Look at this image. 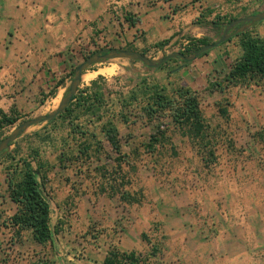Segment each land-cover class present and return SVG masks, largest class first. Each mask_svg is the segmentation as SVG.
<instances>
[{
	"label": "rangeland",
	"instance_id": "1",
	"mask_svg": "<svg viewBox=\"0 0 264 264\" xmlns=\"http://www.w3.org/2000/svg\"><path fill=\"white\" fill-rule=\"evenodd\" d=\"M253 3L260 5L258 13L264 11V0L247 2L250 5ZM252 28L254 35L264 37V21ZM222 33L217 30L213 40L217 41ZM172 50L162 56L151 52L147 56L158 60L174 52ZM241 54L240 40L234 38L212 51L209 56L213 61L211 66L204 67L205 72L194 79L195 91L199 93L202 110L219 147L216 152L218 159L213 165L206 167L198 147L172 128L170 143L164 149L153 155L141 148V158L132 157L139 170L131 174L133 185L127 190L141 194L143 201L140 205L127 206L120 202L119 197L112 199L97 194V182L101 180L97 174L85 172L86 169L83 173L77 172L75 167L67 170L60 168L56 164L53 148L42 145L43 156L55 166L46 195L52 207L53 244L42 249L27 234L18 240L14 238L13 231L1 227L0 264H104L111 251L127 253L121 251L119 245L122 238L129 236L142 243V248L134 251L145 257L150 247L142 240V234L153 236L156 222L162 223L164 232L170 236L169 250L160 258L151 259L150 264H228L223 251L202 262L188 250L175 247L170 235L175 223L170 218L175 211L189 210L188 215L197 223L192 228L193 233L201 235L207 242H213L224 230L241 221L236 216V210L242 209L249 216L255 210L257 212V207L264 211V88L241 85L226 92L210 94L206 91L208 84L220 81L224 68L234 63ZM179 65L172 63L165 70H153L140 62L115 60L94 69L119 67L117 75L108 70L103 72L115 101L119 93L128 95L141 78L150 77L168 85L169 71ZM91 79L89 74L86 75L82 87L88 85ZM60 103L61 100H58L47 105L39 116L54 112ZM219 107L228 111L226 118L220 115ZM245 109L249 112H244ZM136 117L127 125L118 123L123 150L127 154L146 145L159 125H147L141 117ZM46 124L29 129L19 139L21 147L27 149L29 142L40 145L39 139L33 135L43 132ZM105 148L114 159L116 156L108 143ZM99 165L112 168L113 162L103 160ZM5 166L6 163L0 161V203L9 195ZM96 166L97 163H94V168ZM124 171L129 173L130 170L126 166ZM13 205L15 208L6 204L1 208L6 218L17 212V206Z\"/></svg>",
	"mask_w": 264,
	"mask_h": 264
},
{
	"label": "crops",
	"instance_id": "2",
	"mask_svg": "<svg viewBox=\"0 0 264 264\" xmlns=\"http://www.w3.org/2000/svg\"><path fill=\"white\" fill-rule=\"evenodd\" d=\"M249 1L0 0V120L2 115L17 119L15 126L0 129V142L21 122L62 101L73 69L94 50H149L162 56L183 39H214L217 29L213 22L218 16L241 19L255 15L260 5L247 4ZM162 42L167 44L155 48ZM210 54L173 72L170 82L195 90V77L213 62ZM106 70L117 75L119 67L89 70L85 76L89 74L92 82L105 76ZM5 204L15 208L9 195L1 201L0 210ZM256 209L251 216L236 210L241 221L213 242L193 233L197 223L189 210L175 211L170 218L175 223L171 242L202 262L223 251L228 264H264V211ZM126 238L119 245L121 251L142 248L136 238Z\"/></svg>",
	"mask_w": 264,
	"mask_h": 264
},
{
	"label": "trees",
	"instance_id": "3",
	"mask_svg": "<svg viewBox=\"0 0 264 264\" xmlns=\"http://www.w3.org/2000/svg\"><path fill=\"white\" fill-rule=\"evenodd\" d=\"M235 20L237 19L218 16L213 25L218 32H224ZM252 29L234 37L240 40L242 54L234 63L224 68V76L220 81H211L208 84L207 92H226L241 85L264 88V37L254 35ZM190 42L189 48L182 52L187 56L215 43L208 37L190 39ZM166 44L167 42L158 43L155 48L162 49ZM98 52L86 55L84 59ZM148 52L149 50L142 54L147 56ZM172 63L180 65L169 71V78L173 72L192 64L173 60L157 70H165ZM93 68L90 70H94ZM75 69L70 75L71 80ZM113 98L106 78L99 76L89 85L81 87L68 109L54 121L48 122L43 132L33 135L39 139L40 145L35 146L29 142V147L23 149L18 140L12 145L15 148L9 153L0 154V161L6 163L4 172L9 197L17 206V212L10 218H6L4 212L0 211V228L13 231L14 238L18 240L27 234L32 242L42 249L53 244L52 207L46 195L49 193L50 174L55 166L43 156L42 145L53 148L56 164L60 168L67 170L75 167L77 172L83 173L86 169L85 172L97 174L98 178H101L97 182V194L112 199L119 197L120 202L127 206L140 205L143 201L141 194L127 190V187L131 188L133 185L131 174L139 170L132 157L141 158V148L153 155L159 149H164L170 143L169 133L172 128L180 131L183 137L189 138L198 147V153L206 167L217 161L218 143L214 140L211 126L202 110L199 93L194 89L176 86L171 82L164 85L145 77L140 79L128 95L119 93L115 101ZM219 113L226 118L228 111L219 107ZM135 115L141 117L147 125H159L146 145L127 154L123 150L118 123L127 125ZM16 124L17 119L2 115L0 129ZM58 136H61V140H58ZM106 143L115 154L114 159L107 153ZM103 160L112 161L113 167L100 166ZM94 163H97L95 168ZM126 166L130 170L129 173L124 171ZM162 227V223L156 222L152 229L153 236L142 234V240L150 247L145 257L135 251L122 253L114 250L110 252L104 264H150L151 259L160 258L169 250L170 241V236Z\"/></svg>",
	"mask_w": 264,
	"mask_h": 264
},
{
	"label": "water",
	"instance_id": "4",
	"mask_svg": "<svg viewBox=\"0 0 264 264\" xmlns=\"http://www.w3.org/2000/svg\"><path fill=\"white\" fill-rule=\"evenodd\" d=\"M263 21L264 11L245 18L237 19L225 28L221 37L217 41H215V43L202 47L199 51L190 56H187L181 52H173L161 59L154 60L147 56H144L142 53L129 50L114 49L95 53L94 55L84 60V62H82L75 69L74 77L58 108L48 115L38 116L20 124L7 138L0 142V154L9 153L12 150V145L17 142L22 136H24V134L29 129L40 126L44 123L52 122L63 112H65L78 94L79 89L82 87L85 73L93 67L106 65L115 60H129L133 62H140L147 68L155 70L160 69L173 60H179L187 64L194 63L204 54L219 48L222 44L230 41L236 36L245 33L254 25ZM237 27L239 28L234 31Z\"/></svg>",
	"mask_w": 264,
	"mask_h": 264
},
{
	"label": "built area",
	"instance_id": "5",
	"mask_svg": "<svg viewBox=\"0 0 264 264\" xmlns=\"http://www.w3.org/2000/svg\"><path fill=\"white\" fill-rule=\"evenodd\" d=\"M190 45H191L190 40L183 39L180 43H176L172 45L171 47H169L168 49L172 48L173 49L172 51L182 53V52H185L189 48Z\"/></svg>",
	"mask_w": 264,
	"mask_h": 264
},
{
	"label": "flooded vegetation",
	"instance_id": "6",
	"mask_svg": "<svg viewBox=\"0 0 264 264\" xmlns=\"http://www.w3.org/2000/svg\"><path fill=\"white\" fill-rule=\"evenodd\" d=\"M240 27V26H239ZM239 27H237L234 31H236Z\"/></svg>",
	"mask_w": 264,
	"mask_h": 264
}]
</instances>
